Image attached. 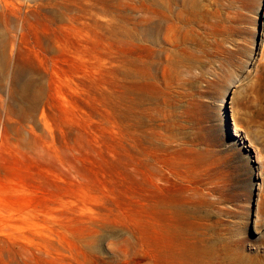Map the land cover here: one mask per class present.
Listing matches in <instances>:
<instances>
[{
	"label": "rangeland",
	"instance_id": "obj_1",
	"mask_svg": "<svg viewBox=\"0 0 264 264\" xmlns=\"http://www.w3.org/2000/svg\"><path fill=\"white\" fill-rule=\"evenodd\" d=\"M0 264H264V0H0Z\"/></svg>",
	"mask_w": 264,
	"mask_h": 264
}]
</instances>
